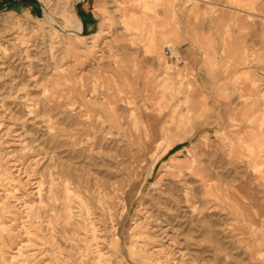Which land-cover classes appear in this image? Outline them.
Instances as JSON below:
<instances>
[{
  "label": "rangeland",
  "instance_id": "1",
  "mask_svg": "<svg viewBox=\"0 0 264 264\" xmlns=\"http://www.w3.org/2000/svg\"><path fill=\"white\" fill-rule=\"evenodd\" d=\"M243 1L106 0L79 36L57 29L77 0H0V264H254L264 0Z\"/></svg>",
  "mask_w": 264,
  "mask_h": 264
},
{
  "label": "bare ground",
  "instance_id": "2",
  "mask_svg": "<svg viewBox=\"0 0 264 264\" xmlns=\"http://www.w3.org/2000/svg\"><path fill=\"white\" fill-rule=\"evenodd\" d=\"M94 1V0H93ZM101 1H104V0H101ZM131 1V0H130ZM64 2V0H63ZM98 2V0H97ZM100 2V1H99ZM98 2V3H99ZM125 2V0H124ZM93 3V2H92ZM67 4V3H66ZM126 4V3H125ZM128 4V3H127ZM62 5V4H61ZM91 5V3H90ZM86 7V6H85ZM92 7V6H91ZM102 7V6H101ZM72 8V7H71ZM68 9V8H67ZM61 11V10H60ZM59 12V11H58ZM71 12V11H70ZM27 13V12H26ZM63 13V12H62ZM47 14V17L49 18V21H55L53 19V16L50 15L48 12H46ZM77 15V14H76ZM31 16V15H30ZM68 18V17H67ZM78 18V16H77ZM78 20V23L75 25V26H71L69 25V21L66 20V22L64 24H58V28L59 30L61 31H66V32H69L70 34H73V35H79L82 34V25H81V22L79 21V18L77 19ZM134 22V18H130L129 16H127L124 20V24H125V28L128 29V28H136V24ZM56 24V23H55ZM104 30H102L101 32H103ZM102 34L100 35H96V39L99 38ZM159 43H166V41L164 40V37L161 36V40H158L156 41L154 44L152 43L151 44V47L152 49L154 50V54L156 56V59L158 60V62L162 63L164 61V55H163V52H162V47H160ZM167 46H172L170 44H166ZM204 47V46H203ZM166 53V52H165ZM164 53V54H165ZM238 80V79H237ZM241 119V118H240ZM244 119V118H243ZM248 121L250 123H252V125H254V128H255V134L257 138H261L262 141H264V115H256L254 113V116H250ZM235 124V123H234ZM243 125V124H242ZM244 126V125H243ZM247 130V129H246ZM251 132V131H250ZM245 133V131H244ZM253 133V132H252ZM245 135V134H244ZM247 136V135H246ZM252 137V136H251ZM249 142V141H248ZM247 140L244 139V137H242L241 135L238 136L236 142L234 143H231L230 145V155L232 153H238L239 154V151L240 150H245L246 153L249 152V153H253L254 151H252V145L250 146L248 144ZM263 145H264V142H263ZM260 149V147H259ZM258 149V150H259ZM261 153V152H260ZM264 154V153H263ZM243 156V155H242ZM250 158V157H249ZM257 159V158H256ZM255 159V160H256ZM248 160V159H247ZM254 164V162H253ZM106 187V186H105ZM96 199V198H95ZM127 201V200H126ZM91 204V203H90ZM108 207L111 208V206L113 205V200L112 201H109L107 203ZM127 206H128V203H127ZM263 216V215H261ZM264 217V216H263ZM262 219L258 220V219H254L252 221V231H256V229L260 228L262 225ZM120 245V244H119ZM260 246H263L264 247V244L260 245ZM262 247L259 248V252L261 254V256H258L256 258H254V264H264V252L263 250H261ZM132 253V256H137V257H140L141 259H144L145 258V255L143 254V252L141 250H136V249H132L131 251Z\"/></svg>",
  "mask_w": 264,
  "mask_h": 264
},
{
  "label": "crops",
  "instance_id": "3",
  "mask_svg": "<svg viewBox=\"0 0 264 264\" xmlns=\"http://www.w3.org/2000/svg\"><path fill=\"white\" fill-rule=\"evenodd\" d=\"M228 1H229V3H232V4L239 2V0H228ZM98 2H97V0H94V1L93 0H81V1L77 0L76 11H77V16L79 18V21L81 22V25H82V33L93 34V33L97 32L98 25H99L98 24L99 13H100L101 9L104 7L106 0H104V1L98 0ZM90 3H91V5H90ZM242 3H244L246 6L252 5L253 0H244ZM3 6H5V5H0V8H2ZM228 28L229 27L227 26L226 30H228ZM181 30H180V32H181ZM181 35L183 37H185V30H183L181 32ZM252 75L253 74H251L248 70H243L240 73H238L236 79L246 80V79L250 78ZM253 81H254L253 84H255V82H257L256 80H253Z\"/></svg>",
  "mask_w": 264,
  "mask_h": 264
},
{
  "label": "built area",
  "instance_id": "4",
  "mask_svg": "<svg viewBox=\"0 0 264 264\" xmlns=\"http://www.w3.org/2000/svg\"><path fill=\"white\" fill-rule=\"evenodd\" d=\"M49 2H53L54 0H47ZM166 55L171 59H181V54L179 50L175 46H167L166 48Z\"/></svg>",
  "mask_w": 264,
  "mask_h": 264
}]
</instances>
